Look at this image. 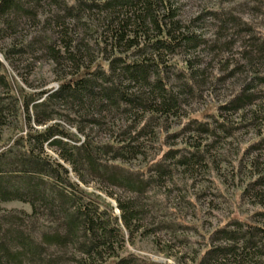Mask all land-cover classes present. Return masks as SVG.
I'll return each mask as SVG.
<instances>
[{
    "label": "rangeland",
    "instance_id": "374dc122",
    "mask_svg": "<svg viewBox=\"0 0 264 264\" xmlns=\"http://www.w3.org/2000/svg\"><path fill=\"white\" fill-rule=\"evenodd\" d=\"M99 1L83 0L90 4ZM167 1L182 29L189 28L200 42L194 51L181 48L164 56V63L171 65L166 79L168 76V82L178 89L183 88L186 80L183 74L195 73L196 79L190 83L191 93L180 97L183 102L179 115L148 119L157 136L142 135L138 140L142 142L141 153L120 162L129 176L140 175L149 163L158 160L161 165L174 168L161 186L152 185L146 196L138 197L144 206L140 227L132 234L124 229V247L154 263L197 264L210 246L223 244L218 233L221 228L243 232L246 223L264 222V195L259 198L264 186L262 181L256 182L264 177V0ZM79 4V0H30L28 9L34 15L10 16L13 29L0 22V62L16 89L20 86L23 92L54 91L62 80L77 74L69 59L55 61L45 47L50 44L63 55L65 39L72 44L81 40L85 44L78 52L81 68L94 70L100 66L107 70L109 59L117 51L112 49L107 22L102 24L104 11L87 5L81 10ZM54 15L60 18L55 19ZM61 22L66 29L59 25ZM96 40H100L98 45ZM185 61L189 62L188 70L180 67ZM83 75L89 76L87 72ZM7 88L0 84V96L13 106L17 92ZM246 95L248 103L242 99ZM231 101L245 103L235 110L223 108ZM5 115L6 123L0 126V148L21 131L11 111ZM147 116L139 113L135 119L133 113H107L100 126L83 123L84 134L79 132L78 121H56L80 138L88 135L96 142H105L114 136L128 137L120 132L124 129L133 133L147 121ZM216 117L223 122L222 126ZM130 124L135 128H128ZM29 126L43 128L31 120L22 129L30 130ZM190 144L202 148L195 151L201 159L192 166L173 167V159L164 158L169 150L177 157H191V152L184 148ZM45 149L54 156L51 148ZM70 175L75 179V175ZM83 187L100 193L113 206L115 215H120L116 199L125 202L132 196L113 186L102 185L100 189L98 184L91 183ZM19 211L30 213L31 207L17 200L0 202L1 216ZM17 261L7 264H20L23 256Z\"/></svg>",
    "mask_w": 264,
    "mask_h": 264
},
{
    "label": "trees",
    "instance_id": "16d2710c",
    "mask_svg": "<svg viewBox=\"0 0 264 264\" xmlns=\"http://www.w3.org/2000/svg\"><path fill=\"white\" fill-rule=\"evenodd\" d=\"M29 3L30 0H0V22L13 29L8 18L30 15ZM79 3L81 10L87 5L104 11L102 24L107 22L112 49L117 51L109 59L107 70L100 66L94 70L81 68L78 52L85 45L82 40L75 44L63 40V55L47 44L53 60L69 59L77 74L62 80L54 91L42 89L34 93L23 92L20 86L16 89L0 62L3 71L0 84L17 92L13 106L0 96V126L6 123L5 114L11 111L21 129L0 148V202L17 200L31 207L30 213L0 215V264L12 260L19 263L21 256L20 264H159L126 251L124 235L125 230L132 234L140 227L144 206L138 197L145 195L152 185L161 186L174 168L161 165L158 160L149 163L140 175L129 176L120 162L141 153L142 142L138 140L142 135L157 136L148 119L179 115L183 102L180 97L191 93L190 83L196 74H183L186 79L183 88H175L168 82V76L166 79L171 65L164 63V56L181 48L194 51L200 38L189 28L182 29L167 0H100L91 4L79 0ZM59 25L66 29L64 22ZM99 43L96 40V45ZM180 67L188 70L189 62ZM85 72L88 77L83 75ZM245 97L242 99L248 103V95ZM241 103L231 101L223 108L235 110L243 106ZM29 104L34 111L32 118ZM107 113L115 116L133 113L135 119L140 113L148 118L139 127L128 125L135 128L133 133L124 129L119 133L128 137L114 136L105 142H96L88 135L80 138L56 121L59 118L78 121L79 132L84 134L83 123L100 126ZM31 120L43 128L22 129ZM216 122L223 125L217 117ZM46 147L54 151V156ZM184 148L191 152V157H177L169 150L164 158H172L173 167L188 168L200 161L199 152H195L202 149L199 145ZM256 180L264 186L263 176ZM91 183L98 184L100 189L102 185L113 186L132 194L125 202L116 199L120 215L113 213V206L100 193L83 187ZM262 195L264 190H260L259 198ZM246 225L243 232L221 228L218 233L223 244L210 246L197 264H264V222Z\"/></svg>",
    "mask_w": 264,
    "mask_h": 264
}]
</instances>
